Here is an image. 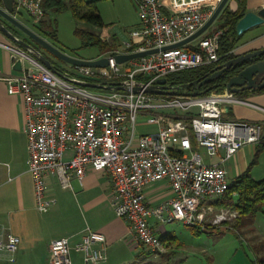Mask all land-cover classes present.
<instances>
[{
	"label": "built area",
	"instance_id": "1",
	"mask_svg": "<svg viewBox=\"0 0 264 264\" xmlns=\"http://www.w3.org/2000/svg\"><path fill=\"white\" fill-rule=\"evenodd\" d=\"M42 1L14 0L13 14L25 11L33 24L39 23L46 15ZM134 1L139 26L122 40L123 46L87 58L106 56L107 65L70 64L66 68L54 64L59 75L39 61V53L9 46L29 66L3 79L10 94L23 97L28 172L36 208L44 213L55 203L46 192L49 177H56L63 189H71L73 179L83 181L87 168L105 171L113 186L111 204L116 215L130 223L131 240L159 254L165 252L161 235L168 223L205 229L212 215L214 223L238 217L236 209L226 212L212 201L230 186L224 163L244 145L260 142L263 123L225 118L226 105H253L226 88L173 97L144 90L170 73L219 59L220 28H211L180 46H169L196 32L221 0ZM154 48L157 51L124 62L114 59L118 53ZM81 81L119 82L122 88L112 84L109 89L93 90ZM137 81L141 88H135ZM143 116V123L154 130L137 131L138 118ZM163 179L172 195L150 203L146 188ZM20 243L19 235L0 230V256L14 261ZM74 248L82 253L84 264L107 259L106 237L100 231L87 227ZM71 250L68 237L53 239L49 264H72Z\"/></svg>",
	"mask_w": 264,
	"mask_h": 264
},
{
	"label": "crops",
	"instance_id": "2",
	"mask_svg": "<svg viewBox=\"0 0 264 264\" xmlns=\"http://www.w3.org/2000/svg\"><path fill=\"white\" fill-rule=\"evenodd\" d=\"M227 4L232 10L238 5L237 0H229ZM246 5L248 11H258L264 8V0H246ZM138 26L139 15L134 28ZM16 28L14 26L10 30ZM9 46L24 49L0 29V230L19 235L21 243L15 260L8 261L5 256H0V264H49L50 242L63 236L69 238L72 246V264H84L82 253L74 247L81 241L87 227L104 233L106 237L107 259L96 264L166 262L169 256L166 252L155 254L131 240L130 223L118 217L111 204L113 186L105 171L87 168L83 181L73 179L71 189H63L56 177H49L46 192L55 198V203L44 213L36 208L33 182L28 172L23 97L20 93L10 94L3 79L6 75H19L23 71V68L13 67V53ZM260 48H264V22L243 32L234 53L238 55ZM40 49L42 51V47ZM26 62L23 61V67L29 66ZM242 99L253 105H231L224 117L261 121L264 128V92H250ZM263 136L262 132L261 139ZM258 144L244 145L224 163L229 182L249 167ZM250 173L256 179L264 177V147ZM146 195L154 204L170 197L172 192L163 179L150 184ZM150 222L156 224L155 219H150ZM167 231L164 235L168 234Z\"/></svg>",
	"mask_w": 264,
	"mask_h": 264
},
{
	"label": "rangeland",
	"instance_id": "3",
	"mask_svg": "<svg viewBox=\"0 0 264 264\" xmlns=\"http://www.w3.org/2000/svg\"><path fill=\"white\" fill-rule=\"evenodd\" d=\"M83 10L96 9L102 17L104 25L102 27H89L85 23L78 21L73 16L70 10H65L60 13H54L48 16L52 19V25L56 28V39L50 35H43L51 43H54L61 49H65L67 53H72L73 56L81 58H93L97 55H103L99 52L96 46L82 47V39L75 32L76 27H84L91 31L100 33L104 39L112 40L113 36L116 37L118 45L117 48L123 46L122 40L129 38L131 30L134 28L138 21V10L134 0H84ZM21 22L28 27L35 30V26L31 21L29 14L25 11L18 13L16 16ZM46 17V15H45ZM44 17V18H45ZM4 20V19H3ZM10 27L14 28L13 24L4 20ZM219 19L217 18L206 31L212 27L217 29ZM16 32L31 40L32 45L41 46L37 41L31 39L26 33L16 28ZM36 31V30H35ZM37 32V31H36ZM42 51L49 56L52 60H56L58 64L68 68L70 63L58 59L53 53L45 49L43 46ZM27 66L29 62L27 61ZM93 90H103L99 88H92ZM146 117L138 118V132H146L154 130V126L144 124ZM264 133V128L262 130ZM216 208L223 209L226 212L233 210L231 206H217ZM217 211H214L216 213ZM215 215L207 219L205 228L217 227L220 232L209 233L207 231L194 232L189 226L182 222H171L165 225L168 234L175 236L179 241L177 247L175 243L166 242L164 238V251L167 255L177 250V254L173 257L179 264H256V258L264 255V246L258 252L253 247L258 243L264 245V205L263 211L256 214L253 222L249 227H239V229H225L232 226L235 221L226 218L220 223H214L210 220ZM226 223V224H225ZM199 227V226H198ZM163 252V253H165ZM145 264H148L145 263Z\"/></svg>",
	"mask_w": 264,
	"mask_h": 264
},
{
	"label": "trees",
	"instance_id": "4",
	"mask_svg": "<svg viewBox=\"0 0 264 264\" xmlns=\"http://www.w3.org/2000/svg\"><path fill=\"white\" fill-rule=\"evenodd\" d=\"M84 0H43L42 6L45 10L46 17L39 23L34 24L35 30L40 35H50L56 39V28L52 25V19L48 18L49 15L54 13H60L65 10H70L76 20L81 21L88 25L89 27H102L104 22L101 15L96 9L93 10H83ZM237 8L232 10L227 4L223 11L218 16L219 24L218 28L223 30V34L220 38L219 44V59L211 65H203L194 68H188L180 71L170 73L166 76V82L164 87L167 91L175 89L174 93H153L156 96H166L173 97L176 95H183L184 93L192 94H201V91L207 87H210L208 92H221L226 88V82L231 73H226L213 82L203 85L200 88H194L193 86L188 88H177L181 84L193 81L198 78H202L208 73H210L216 66L223 64L224 62L234 58L237 54L234 53V49L239 43L242 34H238L236 31V24L238 20L248 11L246 0H237ZM21 13V12H20ZM5 26L10 30V24L4 22ZM12 31V30H11ZM16 30H13L16 35ZM75 32L82 39V47L87 46H96L99 49V52L102 54L109 53L114 51L117 48L118 42L115 36L112 40L104 39L100 33L85 29L84 27H76ZM27 40V39H26ZM28 41V40H27ZM37 50L41 51V46L33 45ZM63 51L67 52L65 49ZM45 57L50 59L53 64L59 65L56 60H52L49 56L45 55L44 52H41ZM73 55L72 53H69ZM257 59H264V55L256 57ZM93 80V79H90ZM250 92H264L263 89H254L252 91H243L237 94L240 98L248 95ZM264 147V136L259 142L256 154L254 159L251 161L249 167L238 175L234 180L230 182V186L226 192L212 201L217 206H231L232 208L238 211V217L234 220L235 222L232 226H228L225 229H239V227H249L253 222L256 214L263 211L264 205V177L256 179L250 173V168L253 164L257 162L258 154L262 151ZM226 224V223H225ZM189 226V225H187ZM194 232L207 231L209 233L220 232L222 230L216 229L217 227H208L201 229L198 226H189ZM166 239V242L177 243L178 247L179 241L175 239V236L172 234L161 235V239ZM263 242L254 245L253 247L258 252L261 251L263 247ZM150 253V251H149ZM176 251H173L171 255L168 256V260L161 264H179L178 261L173 259ZM150 264V263H148ZM256 264H264V255L256 258Z\"/></svg>",
	"mask_w": 264,
	"mask_h": 264
},
{
	"label": "water",
	"instance_id": "5",
	"mask_svg": "<svg viewBox=\"0 0 264 264\" xmlns=\"http://www.w3.org/2000/svg\"><path fill=\"white\" fill-rule=\"evenodd\" d=\"M229 0H221L219 4L217 5L216 9L212 13V15L207 19V21L192 35L187 37L186 39L179 41L173 45H170L169 47L174 46H180L203 32H205L208 27L218 18L220 13L223 11L224 7L227 5ZM14 0H0V29L8 35L14 42L17 44L23 46L24 48L30 49L36 53H39V61L46 65L48 68H50L55 73L61 75L60 71L56 68V66L52 63L50 59L45 57L42 53H40L29 41H27L25 38L17 36L14 32L9 30L5 26V21L7 20L10 23H12L14 26H16L19 30L26 33L31 39H34L37 41L41 46H43L45 49L49 50L51 53H53L57 58L68 62L70 64H78V65H84V66H105L109 63V58L106 56L96 58V59H87V58H81L77 56H73L65 51H63L61 48L56 46L54 43H51L46 38H44L42 35H40L38 32L33 30L32 28L25 25L23 22H21L14 14ZM4 19V20H3ZM264 22V8L259 9L258 11L249 10L247 11L237 22L236 24V31L238 34H242L249 28L261 24ZM167 48V47H164ZM153 51H157L156 48L145 50V51H137V52H131V53H118L115 54L114 59L116 62H124L128 59L142 56L148 53H151ZM264 55V48L255 49L252 51H248L242 54L236 55L234 58L224 62L223 64H220L216 66L210 73L205 75L202 78L195 79L190 82H186L181 84L177 88H188L193 86L194 88H200L205 84H208L210 82H213L220 76L226 74L230 68L237 67V71L234 72L230 77L228 78L226 82V89L232 93L239 94L243 91H252L254 89H263L264 88V59H257L256 57ZM12 60H14L13 67L15 69L21 70L23 68V60L21 58H16L15 55H13ZM166 77L158 79L155 84L148 85L144 88V90L148 93H174L175 89H172L170 91H167L164 87V84L166 82ZM81 85L87 86L90 88H99V89H109L112 87V84L116 85L118 88H122L121 85H119V82L111 83V84H102V83H96L92 81H81ZM140 82H136L135 88H141ZM210 90V87H207L201 91V94H204ZM184 95H190L188 93H184ZM191 95H196V93H192ZM231 108V105H226L225 109L226 111H229Z\"/></svg>",
	"mask_w": 264,
	"mask_h": 264
},
{
	"label": "flooded vegetation",
	"instance_id": "6",
	"mask_svg": "<svg viewBox=\"0 0 264 264\" xmlns=\"http://www.w3.org/2000/svg\"><path fill=\"white\" fill-rule=\"evenodd\" d=\"M0 18L2 19V17L0 16ZM27 39V38H26ZM31 44L33 43L31 40H29V39H27ZM34 45V44H33ZM238 69H237V67H234V68H230L229 69V71H228V73H231V72H236Z\"/></svg>",
	"mask_w": 264,
	"mask_h": 264
},
{
	"label": "bare ground",
	"instance_id": "7",
	"mask_svg": "<svg viewBox=\"0 0 264 264\" xmlns=\"http://www.w3.org/2000/svg\"><path fill=\"white\" fill-rule=\"evenodd\" d=\"M59 59V58H58Z\"/></svg>",
	"mask_w": 264,
	"mask_h": 264
}]
</instances>
